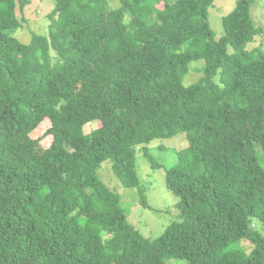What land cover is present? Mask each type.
<instances>
[{
  "label": "trees",
  "instance_id": "1",
  "mask_svg": "<svg viewBox=\"0 0 264 264\" xmlns=\"http://www.w3.org/2000/svg\"><path fill=\"white\" fill-rule=\"evenodd\" d=\"M214 1L56 0L24 43L8 31L30 0H0V264H264V47L246 49L263 28L237 0L216 39ZM182 131L166 171L180 220L147 237L99 170L111 160L148 206L137 148L157 167L148 144Z\"/></svg>",
  "mask_w": 264,
  "mask_h": 264
},
{
  "label": "rangeland",
  "instance_id": "2",
  "mask_svg": "<svg viewBox=\"0 0 264 264\" xmlns=\"http://www.w3.org/2000/svg\"><path fill=\"white\" fill-rule=\"evenodd\" d=\"M174 2L176 0H166ZM111 7H120V0H109ZM237 3V0H215L209 10V21L215 33V38L220 39L224 34L223 17L229 14ZM56 0H30L24 8V13L18 8L17 14L22 21L18 28L9 30V34L18 38L21 42L29 43L33 34L48 35L50 19L48 14L54 10ZM252 14L258 27L263 28L262 34L258 35L255 41L246 45L247 50L255 46L264 47V0H256L252 6ZM24 15V16H22ZM230 52H235L233 47H229ZM205 63L204 60L192 62L189 73L184 77V84L190 85L196 82L202 75L199 68ZM214 80L221 82V75L217 74ZM101 126L100 120L91 121L83 127L74 126L73 130L82 129L88 133ZM51 127V121L46 118L31 135L38 138L36 150L42 154L52 143L53 136L47 133ZM186 132L169 138H158L148 144L154 162L157 167L144 155L141 146L137 148V171L141 179L148 198V206L141 202V195L137 188L124 186L112 169V161L106 160L99 170V177L107 183L114 191L121 196V206L125 210L130 223L139 229L147 237L161 236L168 225L174 221H179V210L177 203L179 198L167 187L166 171L178 162V152L188 146ZM249 246L248 242H242ZM237 246L232 245L230 249Z\"/></svg>",
  "mask_w": 264,
  "mask_h": 264
}]
</instances>
